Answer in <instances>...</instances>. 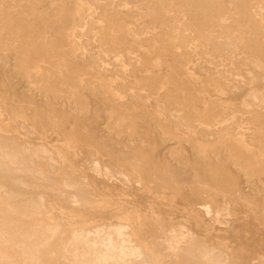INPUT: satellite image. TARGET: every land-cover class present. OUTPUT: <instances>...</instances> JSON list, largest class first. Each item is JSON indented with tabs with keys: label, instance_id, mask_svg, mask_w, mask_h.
Masks as SVG:
<instances>
[{
	"label": "rangeland",
	"instance_id": "obj_1",
	"mask_svg": "<svg viewBox=\"0 0 264 264\" xmlns=\"http://www.w3.org/2000/svg\"><path fill=\"white\" fill-rule=\"evenodd\" d=\"M88 3L0 0V264H264V0Z\"/></svg>",
	"mask_w": 264,
	"mask_h": 264
},
{
	"label": "bare ground",
	"instance_id": "obj_2",
	"mask_svg": "<svg viewBox=\"0 0 264 264\" xmlns=\"http://www.w3.org/2000/svg\"><path fill=\"white\" fill-rule=\"evenodd\" d=\"M82 1V0H81ZM90 1V0H89ZM96 1V0H95ZM113 1V0H112ZM87 2H88V0H87ZM91 3H92V0H91ZM91 3H88V4H91ZM115 5H116V3H115ZM130 5V4H129ZM76 6V5H75ZM90 6V5H89ZM92 6V5H91ZM98 6V5H97ZM81 7H82V5H81ZM77 8V7H76ZM83 8H86V7H83ZM78 9H79V7H78ZM81 9V8H80ZM145 10H146V8H145ZM87 11V10H86ZM150 11V10H149ZM148 11V12H149ZM80 14V13H79ZM147 14V13H146ZM170 16V15H169ZM78 18V17H77ZM83 19V18H82ZM174 19H175V17H174ZM80 21H81V19H80ZM154 21V20H153ZM163 21V20H162ZM176 21V20H175ZM179 22V21H178ZM89 23V22H88ZM138 23V22H137ZM186 26V25H185ZM83 27V26H82ZM146 27V26H145ZM187 27V26H186ZM150 30V29H149ZM77 31V30H76ZM148 32V31H147ZM92 43V42H91ZM1 50V49H0ZM78 50V49H77ZM83 58V57H82ZM227 60V59H226ZM234 60V59H233ZM115 61H116V59H115ZM118 61V60H117ZM240 61V60H239ZM243 61V60H242ZM241 62V61H240ZM245 63V62H244ZM220 65V64H219ZM222 65V64H221ZM223 66V65H222ZM105 69V68H104ZM229 71V70H228ZM236 73V72H235ZM242 73V72H241ZM225 74V73H224ZM226 75V74H225ZM246 75V74H245ZM46 77V76H45ZM245 77H247V76H245ZM250 77V76H249ZM222 80V79H221ZM262 81V80H261ZM250 83V82H249ZM237 86V85H236ZM236 88V87H235ZM50 89V88H49ZM52 92V91H51ZM256 92H258V91H256ZM255 93V92H254ZM222 94H223V92H222ZM257 94V93H256ZM255 94V95H256ZM258 95V94H257ZM259 95H261V94H259ZM254 96V94H252V96L251 97H253ZM250 97V98H251ZM255 97H258V96H255ZM254 97V98H255ZM251 101L253 102V100L251 99ZM255 101V100H254ZM254 103H256V101L254 102ZM261 103V102H260ZM244 105V104H243ZM248 109V108H247ZM86 110V109H85ZM261 112V111H260ZM87 113V112H86ZM248 114V113H247ZM235 115V114H234ZM161 116V115H160ZM231 119V118H230ZM240 119V118H239ZM242 119V118H241ZM240 119V120H241ZM229 123V122H228ZM237 123V122H236ZM245 128V127H244ZM188 132V131H187ZM241 140H242V138H241ZM14 146V145H13ZM40 149H42V148H40ZM46 151V150H45ZM12 153V152H11ZM42 155H44V154H42ZM9 156V155H8ZM3 157H5V154L3 155ZM2 157V158H3ZM12 157V156H11ZM212 157V156H211ZM219 157V156H218ZM13 158V157H12ZM9 160H10V158H9ZM217 161V160H216ZM94 170V169H93ZM96 170H97V168H96ZM24 172V171H23ZM95 173V172H94ZM16 174V173H15ZM18 174V173H17ZM98 174V173H97ZM19 184V183H18ZM38 202V201H37ZM40 202V201H39ZM28 205V204H27ZM31 205V204H30ZM35 206V205H34ZM35 209H37V205H36V207H35ZM207 209V208H206ZM22 210V209H21ZM26 210V209H25ZM205 210V209H204ZM35 215V214H34ZM22 216V215H21ZM35 217V216H34ZM117 229H119V228H117ZM116 229V230H117ZM112 230V229H111ZM114 231V230H113ZM117 232H119V230H117ZM124 232V231H123ZM114 233H115V231H114ZM98 234V233H97ZM79 236V235H78ZM96 236V235H95ZM109 236V235H108ZM117 236H115L114 238H116ZM119 237V236H118ZM118 237L116 238V239H118ZM81 239V238H80ZM120 240V239H119ZM102 241V240H101ZM104 241V240H103ZM87 243V242H86ZM87 245H90V244H87ZM125 245V244H124ZM93 246V245H92ZM104 246H105V249H106V255L104 256V257H102V258H106L107 259V257L109 256V254L111 255V252H112V250H114L115 248H114V244H113V241L109 238H105V243H104ZM103 249V248H102ZM117 252V251H116ZM122 252V251H121ZM82 254V253H81ZM113 254V253H112ZM122 254V256H124L123 255V253H121ZM84 255V254H83ZM98 255V254H97ZM120 255V254H119ZM86 256V255H85ZM103 256V255H102ZM126 256V255H125ZM95 258V257H94ZM100 258V257H99ZM124 258V257H123ZM101 260V259H100ZM102 262H104V261H102ZM114 262V261H113ZM96 263V262H95ZM94 263V264H95ZM122 263V262H121ZM76 264V263H75ZM98 264V263H97Z\"/></svg>",
	"mask_w": 264,
	"mask_h": 264
}]
</instances>
